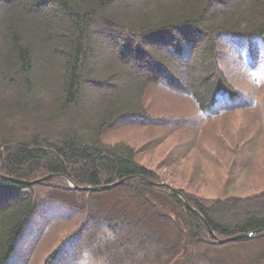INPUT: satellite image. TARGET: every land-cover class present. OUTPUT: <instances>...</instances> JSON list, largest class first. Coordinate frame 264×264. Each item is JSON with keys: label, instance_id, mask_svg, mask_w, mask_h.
Listing matches in <instances>:
<instances>
[{"label": "trees", "instance_id": "16d2710c", "mask_svg": "<svg viewBox=\"0 0 264 264\" xmlns=\"http://www.w3.org/2000/svg\"><path fill=\"white\" fill-rule=\"evenodd\" d=\"M117 1L9 0L8 6H0V174L24 181L50 176L31 184L0 177V195L7 196L0 205V264H6L23 234L35 206L34 186L39 184H59L71 199L74 197L73 210L81 215L75 232L49 248L41 264H56L59 255L68 250L66 246L74 247L85 231L92 232L95 240L84 248L78 264H123L118 260L119 250L129 264L128 255L138 248L144 249L141 256L135 257L140 264H264V254H240L236 250L245 248L244 243L249 240L264 236V232L219 242L181 198L164 186L148 182L165 180L140 163L137 155L154 148L168 135L164 127L189 129L190 123L172 113L167 117L149 113L143 94L157 80L147 73L138 76L123 66L126 52H135L140 61L155 56L159 49L152 43L160 40L163 33L197 31L203 41L193 38L188 42L193 43L191 48L198 47L186 85L174 88L169 79L164 82L163 78L157 82L189 94L201 113L235 111L240 105L230 100L240 96L241 89L221 63L229 57L228 50L240 57L244 43L249 53L238 60L245 58L255 66L264 63V56H260L264 52V0H142L140 10L128 19L125 12L117 10L119 6L125 7L117 5ZM7 2L0 0L3 5ZM212 7L218 9L209 12ZM39 20L54 25L55 30L49 33ZM92 34L103 42L112 35L118 42L111 45L117 57L103 61L102 67L92 57ZM51 41L55 43L49 49ZM133 41L131 51L129 45ZM144 43L149 45L148 49ZM166 46L168 52L176 50L173 45ZM57 66L61 71L54 74ZM170 74L173 80L177 79L173 72ZM117 80L125 81L116 93L98 89L105 81ZM126 81H132L134 89H129L131 84H125ZM85 88L97 100L95 107L91 104L92 109L85 108L80 113V129L88 137L81 136L72 126ZM37 92H47L48 96L40 99L33 111L32 101ZM218 103L227 106L219 107ZM254 111L264 127L263 110L255 107ZM120 113L133 115L134 124L149 126L153 137L138 148L124 141H103V128L118 121ZM8 116L18 120L10 129L4 127ZM31 119L34 120L29 123ZM63 121L64 127L58 134ZM18 126L23 133L16 141L10 140L11 131ZM215 134L212 133V140L219 148L222 142ZM235 138L236 145L229 150L233 155L227 173L241 170L249 176L258 174L261 180L255 192L235 195L229 191L233 185L230 182L221 196L208 198L174 187L221 239L264 227V153L260 152L264 131L262 143L247 125ZM171 156L170 162H176L173 152ZM211 157L217 160L213 154ZM66 178L78 186L123 181L110 189L93 191L71 188ZM116 191L123 196L108 198ZM228 211L230 220L216 219Z\"/></svg>", "mask_w": 264, "mask_h": 264}, {"label": "rangeland", "instance_id": "374dc122", "mask_svg": "<svg viewBox=\"0 0 264 264\" xmlns=\"http://www.w3.org/2000/svg\"><path fill=\"white\" fill-rule=\"evenodd\" d=\"M140 2H142V0H118L117 5L124 4L125 7L122 8V6H117V10L125 12V14L128 15V17L125 18L128 19L136 15L138 10H140ZM8 5L9 0L5 5L0 3V6ZM216 9H218V7H212L209 12ZM40 22L49 33L55 30L54 25H47L42 21ZM181 30L178 31L180 33H163L164 35L162 34V36L159 37L160 40H154L152 44L155 48L159 49L158 53L155 54V56H148V58L143 57V61L137 60V54L135 52H126L125 56H127V61L123 64L124 69L134 72L138 76H142V73H147L148 75H152L150 77L153 80L155 79V81L163 78V81L166 82V80L169 79L168 81L173 84L171 86L174 88H176L178 84L185 86L186 84L184 83L189 77L190 66L194 63V56L197 55L196 49L198 47L191 48L193 43L188 42L193 38L195 40L199 38L198 40H200L201 43L203 38L197 31L192 32L191 29ZM123 31H126L125 27ZM92 38L94 40V55H92V57L96 65L102 67L103 64L101 63H103V61L106 62L116 56V50L111 47V45L114 42L115 44L118 42L112 35L106 37V42L99 40L94 34H92ZM159 42L162 43H160L161 45H164L161 46ZM53 43H55V41L49 43V49H51ZM133 43L134 41L129 45V50L131 51L133 49ZM166 45H173L176 50L173 48L171 49L173 53L168 52L165 50L167 47ZM241 46L245 48L246 43ZM144 48L148 49L149 45L144 43ZM245 51H247V48H245ZM239 52L240 57L228 50L227 54L229 57H226L225 61L221 63L222 69L230 75L241 89L239 90L240 96L236 97L235 100L233 99V101L230 100L231 103L240 105L235 111L201 113L189 94L173 91L174 89H172V87L170 88L167 84L158 83L157 81L154 84L151 83L148 88L144 90L143 100L149 113L152 115L161 113L166 117L170 116L172 113V115H175L181 120H187L190 123L189 129L183 128L182 130H178V128L168 129V126L164 127L168 135L164 136L154 148L144 150L137 155L140 163L162 175L164 180L175 188L182 187L188 192L197 195L202 194L208 198L221 196L224 193V188L230 182L233 185H231L229 191L235 195H248L258 189L257 185L261 180L258 174L249 176L241 170H232L230 174L227 173V170H229V162L233 155L229 150L236 145L235 137L239 134L242 127L247 125L251 132L257 137V140L261 141V143L263 142L261 140V135L262 131H264V127L258 120V116L254 115V108L256 107L264 112V87H261V82L264 80V63L259 66L249 65L250 63L247 59L238 60L243 57V49ZM260 56H264V52H261ZM53 59L55 58L53 57ZM117 59L121 62L123 61L119 57ZM161 61L167 65L168 69L161 66ZM184 65H186L187 68L184 67ZM247 66L249 68H247ZM60 71L61 67L57 66L54 68L53 73L55 74ZM170 71L173 72L176 77L178 76L176 80H173ZM124 81L125 80H117L112 81L113 83L105 81L104 84H102V88L98 89L100 91L106 90V92L116 93L119 89L124 87ZM126 82L125 84H131L128 87L129 89H134L132 81ZM59 83L57 89H60ZM57 89H55V92H57ZM85 89L82 100L76 108V117L72 126L80 132L81 136L88 137L87 134L80 129V113L85 108H91V104L95 107L97 100L93 96L91 90ZM46 96H48L47 92H37L33 98L31 110L34 111L35 105L40 99H45ZM128 102L131 101L128 100ZM223 106H227L226 103L219 105V107ZM118 115V121L113 122L110 127L107 126L103 128L104 130L102 129L103 141L108 143L124 141L138 148L140 144L153 137L150 130L147 128L149 126L145 124H134L130 121L134 119L133 115L122 116V113ZM33 120L34 119H31L29 123ZM17 122L18 120L13 118V116H8L4 122V127L10 129L11 125L14 123L17 124ZM185 122L186 121H184V123ZM64 123L65 121L61 122L58 134L64 127ZM238 125L242 127L238 129ZM32 128L34 129V127ZM23 129H25V127H23ZM11 133L12 136L10 140L16 141L19 135L23 133L22 128L18 126L15 130L13 129ZM212 133L222 142V146L219 148L216 142L212 140V137H215L212 136ZM223 141L226 142L224 143ZM172 152L177 158V161L173 163L170 162ZM260 152L264 153V144ZM212 154L216 156V161H213L211 157ZM226 175L229 176V180ZM232 186L237 187L232 189ZM34 190L35 206L26 223L23 234L17 240L13 252L6 264H41L49 248L56 245L58 240L62 241L67 236H71L76 230L74 227L81 220V215L73 210L75 204L73 203L74 197L71 199V196L63 192L64 189H62L59 184L58 187L54 186V184H39L34 186ZM116 194L120 197L123 196L120 191H116L109 194L108 198H114ZM2 196L3 195H0V205H3L2 203L7 197ZM241 209L246 211L245 207ZM216 219L223 221L230 220V212L228 211L227 214H219L216 216ZM92 235V232L88 233L85 231L83 239L78 237V241L71 249L69 245L66 246L65 250H68L62 252V255H59L58 260L54 263L78 264L79 256L84 251V248L88 247L92 244L93 240H95ZM244 245L245 248L243 249H235L238 250L240 254H264V236L251 239L244 243ZM120 252L121 250L117 252L119 253L118 260L125 264L127 259L122 257V252ZM142 253H144V249L141 248L140 250L138 248L137 251L135 250L134 253L129 254L128 256L131 260L129 264H140L139 258L135 257L141 256Z\"/></svg>", "mask_w": 264, "mask_h": 264}, {"label": "water", "instance_id": "95a60500", "mask_svg": "<svg viewBox=\"0 0 264 264\" xmlns=\"http://www.w3.org/2000/svg\"><path fill=\"white\" fill-rule=\"evenodd\" d=\"M0 177L1 178H6V179H9L11 181H14V182H19V183H23V184H31L32 182L36 181V182H39V181H43V180H46L48 179L50 176H45V177H42V178H39V179H36L34 181H23V180H20V179H14V178H11V177H7V176H4V175H1L0 174ZM123 181V179H119L113 183H110V184H107V185H101V186H79L77 188L79 189H82V190H96V189H102V188H109V187H112L114 185H117L119 183H121ZM68 183L72 185V182L70 180H68ZM158 184L160 185H163V186H166L171 193H173L174 195H176L177 197H180L182 198L183 202L186 204V206L188 208H190L191 210H193L204 222L207 230L209 231V233L211 235L214 236L213 232L211 231V229L209 228L208 224L206 223V221L204 220V218L195 210L193 209L185 199H183V196L181 194V192H179L178 190L174 189L171 185L167 184L166 182H159ZM73 187H75L74 185H72ZM259 231H264V227L263 228H259V229H256V230H252V231H248V232H244V233H240V234H236V235H232L224 240H234V239H238V238H243V237H248L250 236L251 234L253 233H256V232H259ZM219 241H224V240H221V239H218Z\"/></svg>", "mask_w": 264, "mask_h": 264}]
</instances>
